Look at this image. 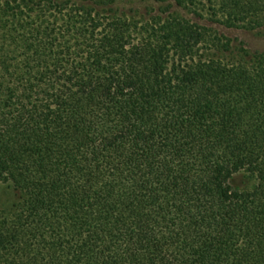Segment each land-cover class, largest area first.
I'll use <instances>...</instances> for the list:
<instances>
[{"label":"trees","instance_id":"16d2710c","mask_svg":"<svg viewBox=\"0 0 264 264\" xmlns=\"http://www.w3.org/2000/svg\"><path fill=\"white\" fill-rule=\"evenodd\" d=\"M172 7L0 0V183L17 199L0 264H264V49L179 13L254 29L264 0Z\"/></svg>","mask_w":264,"mask_h":264},{"label":"rangeland","instance_id":"374dc122","mask_svg":"<svg viewBox=\"0 0 264 264\" xmlns=\"http://www.w3.org/2000/svg\"><path fill=\"white\" fill-rule=\"evenodd\" d=\"M69 1L77 4H90L104 2L106 8H111L116 15L137 21L147 20L153 15L165 16L168 12H174L173 0H53ZM100 8V7H97ZM182 16L195 20L201 25L208 26L212 31L228 38L234 48L243 47L249 52L264 49V25L254 29L226 28L206 19H194L191 14L179 11ZM206 18V17H205ZM234 188L245 189L252 184V180L244 173L235 174L231 179ZM17 201L14 191L9 184L0 183V210L8 211Z\"/></svg>","mask_w":264,"mask_h":264}]
</instances>
